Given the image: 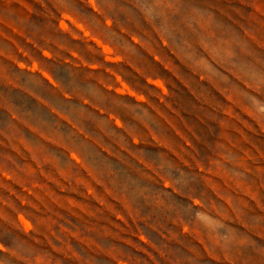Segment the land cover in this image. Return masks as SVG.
<instances>
[{
    "label": "clouds",
    "instance_id": "clouds-1",
    "mask_svg": "<svg viewBox=\"0 0 264 264\" xmlns=\"http://www.w3.org/2000/svg\"><path fill=\"white\" fill-rule=\"evenodd\" d=\"M262 141L264 0H0V264H264Z\"/></svg>",
    "mask_w": 264,
    "mask_h": 264
},
{
    "label": "rangeland",
    "instance_id": "rangeland-1",
    "mask_svg": "<svg viewBox=\"0 0 264 264\" xmlns=\"http://www.w3.org/2000/svg\"><path fill=\"white\" fill-rule=\"evenodd\" d=\"M223 10V9H222ZM155 68V66H153ZM165 68H171V61L169 60L168 62L165 63L164 65ZM156 71H159V68H155ZM169 79L171 77H168ZM161 79H163V77H161ZM183 99V98H182ZM184 102L186 103L187 100H184ZM174 119V118H171ZM184 125L187 128L190 129H194L195 128V124H189L187 122V120H184ZM173 128L176 130L177 134H181V129L179 127V125L177 123H173ZM237 131H240L239 129H237ZM244 138L247 139L246 134H244ZM249 143L254 144V141H249ZM262 143H264V141H262ZM257 147H259V145H256ZM0 151H6L5 149L0 148ZM245 151H248V149H245ZM262 152H264V149H261ZM11 155L14 156V158L16 159H21V157L16 156V154L14 153H9ZM25 163L31 164L30 161H25ZM32 167H35L34 165H32ZM32 182L35 185L38 186H44L47 187L53 194H55L57 196L58 199L60 200H64V199H68V200H73L75 201L76 205H78L79 210H76V208H73L71 210V212H65L62 208L56 207V205L52 204V208L55 211L57 216H69L71 215L74 219L75 222L77 223H82L86 226L88 225H95L98 223V220L100 218H105L108 219L109 221H111V217L107 216V213L104 212V210L102 208H100L98 205H95L93 203H91L90 199H79L76 196H73L71 194L68 193H64L61 192L59 190H57L56 188H54L51 184L47 183L45 177L43 174H39L35 177L32 178ZM12 187L17 191H21L17 186L12 185ZM40 195H44L43 193H39ZM45 200L47 201V196H44ZM99 211L100 213H103V217H97V219H90V216L95 215V213ZM102 227H110V224H106V225H101ZM147 255H151L150 251L147 252Z\"/></svg>",
    "mask_w": 264,
    "mask_h": 264
}]
</instances>
